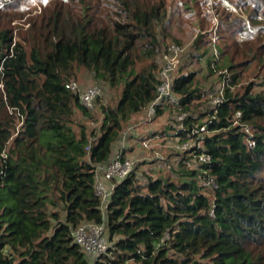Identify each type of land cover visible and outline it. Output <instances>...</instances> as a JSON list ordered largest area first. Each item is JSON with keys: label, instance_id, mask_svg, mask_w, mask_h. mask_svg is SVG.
<instances>
[{"label": "trees", "instance_id": "16d2710c", "mask_svg": "<svg viewBox=\"0 0 264 264\" xmlns=\"http://www.w3.org/2000/svg\"><path fill=\"white\" fill-rule=\"evenodd\" d=\"M19 1L0 0V264H264L263 78L239 82L244 68L264 69V0L217 1L214 30L203 27L198 14L200 29L190 55L204 46L198 60L204 57L210 74L227 70L233 88L225 89L206 130L182 140L198 143L191 150L210 154L211 161L199 162L189 147L170 145L183 157L172 169L175 180L141 179L137 161L124 152L130 137L152 152L154 143L144 147L141 142L157 133L134 132L150 129L166 109L189 112L187 129L206 122L201 121L210 106L204 103L206 89L195 71L179 67L170 101L156 107L151 122H143L159 82L155 58L167 45L163 2L119 0L127 16L121 22L101 10L107 0H51L17 38L10 20ZM253 28L251 42L234 38ZM213 32L218 38L211 53ZM79 69L120 87L114 105H99L95 133L77 121L78 115L91 117L92 109L65 87ZM236 112L242 115L237 123ZM137 115L136 126L123 136L126 123ZM175 121L171 114L170 130H177ZM242 121L252 128L253 147L247 145ZM120 149L134 170L112 187L106 182L110 194L103 200L95 191V169ZM209 178L216 187L204 184ZM84 221L104 222L108 262L107 254L101 261L89 259L72 241V228Z\"/></svg>", "mask_w": 264, "mask_h": 264}, {"label": "rangeland", "instance_id": "374dc122", "mask_svg": "<svg viewBox=\"0 0 264 264\" xmlns=\"http://www.w3.org/2000/svg\"><path fill=\"white\" fill-rule=\"evenodd\" d=\"M11 1L12 0H2L1 4H6ZM50 1L51 0H20L19 1V6L15 9H12V12H17L16 14H14V17L16 18L13 17L10 20V24L15 26L14 29L15 37H17L16 35L18 34L19 31H24V29L28 27L27 20L33 17L34 15L39 14L42 8L47 6ZM62 1L67 2L68 0H62ZM105 1L106 0H102V3H104ZM152 1L163 2V9H161V14L164 17L163 25H166L165 33L168 34V38L167 41H165V44L177 40L180 42L181 46H183V51L180 55V63L178 67L184 70H191L196 72L197 74L196 78L200 80L201 86L204 89H206V94L208 95V99L206 96L207 101L204 103L208 104L213 96L214 87L219 79H217V75L215 73L213 74L209 73V70L206 67L203 60L204 57L201 61H199L198 60L199 58H197L203 52V49L205 48L204 46H200L196 48L193 51V53L195 54V56L193 57L190 55V52L193 50L192 45L197 39L196 33L200 29L198 27L199 18L204 19L202 22L203 27L209 29L211 26H213V30H214L218 22V17H216V14H214L215 3H217V1L222 2L221 5H226V3H224V0H152ZM37 6L40 7V10L39 8L37 10ZM228 8L233 10L232 7H228ZM123 9L124 6L121 4L119 0H109V1L107 0L106 3H104L101 7V10L104 12L106 16L108 15L109 19H113V17L115 16L120 18L121 15H124V17L126 18V12ZM235 11L241 12L239 8L237 10L235 9ZM198 14H199V18H198ZM256 29L257 28L251 29L249 33L243 30L238 31L236 33V37L234 38L236 40H241V41L246 40L247 42H251L255 38ZM155 32L160 33L159 26L157 25H155ZM162 36L163 34H161L159 37L161 38ZM212 38L215 41L214 42L211 41V44L216 43L218 35L213 32ZM164 45H162V48ZM207 45L208 44H206V46ZM215 51H216L215 47L212 44L210 52L214 53ZM159 53L156 55L155 60L157 64L160 66L161 56ZM146 62H147L146 60H143V62L138 61L135 66L136 70H139L142 64H145ZM85 73H88V71L84 69H79L77 71V77H75V79L80 84H82V86H84L83 84H89L91 82H94L93 81L94 78L92 76H91L92 80H89L90 75H88V77L84 80V77H82V75H84ZM262 78L264 79V69H255L254 64H252V66H248L247 68H244L243 73L240 76L239 82H241L240 85H244L249 81L260 82ZM103 86H104L103 93L96 101L94 108L91 111V117H83L82 115L77 116V121L84 124L85 129L87 130L88 133H90L91 131H93L94 133L98 131V125L100 122L99 105L100 104L114 105L120 94L119 92L120 87H112L105 82ZM260 87L261 86H257V85L255 86V88H260ZM169 101L170 99L168 98L167 102ZM203 109H204L203 107L202 108L200 107L199 111L203 112ZM171 114L173 115V111L172 110L169 111L168 109H166L163 116H159L154 119V121L150 124L152 125L150 129L148 128V126H146V128L144 127L140 128L138 131L140 134L139 136L145 137L149 133L154 132L157 133L156 135L159 136V139L157 140L159 141L161 140V136L164 133L165 134H168L169 132L172 133L173 130H170V128H168L169 117L171 116ZM138 119H139V115L135 116L134 118H132L133 121H129L126 123L125 127L127 128L129 124L134 125L135 123H137ZM204 120H206V117H204L201 121ZM73 127L77 129L78 125L73 124ZM167 141L169 145L173 144V139H168ZM156 142H154V140L152 141V143L154 144ZM163 147H165L164 144ZM153 148L154 150L158 151L162 156H164L166 159L171 160L170 163H168L167 160L164 162V159L159 158L158 156H160V154L158 152L153 153L152 154L153 156L147 155V156H143V158L140 157L138 158L137 166L135 168V173L137 174V176H139L141 179H143V177L145 176L146 179L147 178L146 176L148 175L149 176L152 175L153 177L161 175L168 179H174V180L177 179L176 174L174 173V171H172V169L174 168L175 170H177L178 163L176 164V162L178 161V159L181 160L183 157L179 155L173 158L174 155L169 154V152H167L168 150L166 149L159 150V146L156 145H154ZM184 156H188V155H184ZM155 164H157V166ZM108 256L111 257V253L109 251L107 252V256H105L104 258L106 262H108L107 260Z\"/></svg>", "mask_w": 264, "mask_h": 264}, {"label": "built area", "instance_id": "2783aa9c", "mask_svg": "<svg viewBox=\"0 0 264 264\" xmlns=\"http://www.w3.org/2000/svg\"><path fill=\"white\" fill-rule=\"evenodd\" d=\"M40 10V7L37 6V10ZM36 10V11H37ZM112 20H118L121 22H125L127 20L124 15H121L120 18L113 17ZM183 51V46L176 42H170L164 48L161 54V64L158 70V79L159 82L156 86V94L154 99L144 108V120L143 122L149 123L153 120L156 107L158 105L166 104L167 99L173 94L172 91V80L175 71L180 63V55ZM216 75L219 74L221 79L218 80L217 84L214 87V92L211 100L208 104L209 110H207L206 122L199 126V129H195L197 127H192L187 129L185 127L184 120L189 117V112H180L173 111L175 116V128L176 131L171 133L173 139V146L176 148H185L189 147L191 155H195L199 162L205 163L211 161V155L208 153H198L195 149L192 151L191 149L197 145L200 146L198 143L190 144L189 140H184L192 137L194 134L198 132H204L206 130L207 124L209 125L215 118L216 112L218 109L219 104L223 103L224 101V91L226 88H233L230 82V74L227 70H217ZM94 82L86 84L82 86L76 79L69 80L65 83V87L71 90L74 94H77L79 101L81 104L86 106L87 109H93L96 101L103 93V84L104 81L102 79H93ZM263 87H264V79H263ZM204 112V111H203ZM196 115V114H195ZM240 112H236L234 115V122L237 123L239 118L241 119ZM241 129L246 133V142L248 146H254L255 141L252 138V128L249 124L242 121L239 123ZM136 124L131 125L129 124L127 128L123 131V136L128 134L129 131L133 130ZM154 140V137H149L144 139L141 142L142 146L148 147L150 143ZM89 146H86L88 149ZM97 170L98 176L96 178L95 183V191L98 196L105 200L108 193L106 182H108L111 187L119 182L120 180L126 178L133 170V161L127 157L123 156L122 150L120 149L116 152L108 163L105 166L99 164ZM105 180V181H104ZM205 185L214 188L217 186L216 182L209 178L204 182ZM72 241L80 247V250L91 260L94 261H101L103 257L107 254L109 250V242L106 235V228L104 222L102 223H95V222H88L84 221L80 223L75 228L71 230Z\"/></svg>", "mask_w": 264, "mask_h": 264}, {"label": "crops", "instance_id": "0c3cea01", "mask_svg": "<svg viewBox=\"0 0 264 264\" xmlns=\"http://www.w3.org/2000/svg\"><path fill=\"white\" fill-rule=\"evenodd\" d=\"M88 75H90L89 73H85L84 75H82V77H84V80L88 77ZM89 80H92L91 79V75H90V79ZM88 80V81H89ZM83 85H86V84H83ZM141 114V113H140ZM149 127V126H148ZM144 128H146V127H144ZM140 129V128H139ZM139 129H137V131L136 132H134V133H137L138 131H139ZM132 135V134H131ZM169 135H171V133L169 132L168 134H163L162 136H161V140H159V141H157L158 139H159V136L158 135H153V136H148V137H146V138H149V137H154V142H156L154 145H156V146H159V150L160 149H166V150H168L167 152H169V154H176V156H179V154L178 153H175L173 150V152L169 149V148H171L170 147V145H169V143H168V141H167V139H168V137H169ZM171 139H172V137H171ZM163 144L165 145V147H163ZM154 147V146H153ZM125 154L127 155V156H129L130 158H132L135 162L136 161H138V158H140V157H142L143 158V156H153L152 154L153 153H156V152H158V151H156V150H154V148L152 149V152H150V151H147L146 149H144V148H142L141 146H140V142H139V139H133V138H130V139H127V142H126V148H125ZM159 153V152H158ZM160 154V153H159ZM159 158H162V159H164V162L166 161V160H168V159H166L164 156H162L161 154H160V156H158ZM153 158V157H152ZM172 159V158H171ZM178 162V161H177ZM156 166H157V164H155ZM153 167V166H152ZM154 168V167H153ZM156 168H158V167H156Z\"/></svg>", "mask_w": 264, "mask_h": 264}]
</instances>
